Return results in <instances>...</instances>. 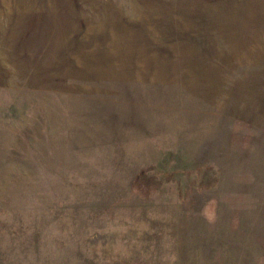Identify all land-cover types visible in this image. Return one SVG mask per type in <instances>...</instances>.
<instances>
[{
    "label": "rangeland",
    "instance_id": "obj_1",
    "mask_svg": "<svg viewBox=\"0 0 264 264\" xmlns=\"http://www.w3.org/2000/svg\"><path fill=\"white\" fill-rule=\"evenodd\" d=\"M0 264H264V0H0Z\"/></svg>",
    "mask_w": 264,
    "mask_h": 264
}]
</instances>
